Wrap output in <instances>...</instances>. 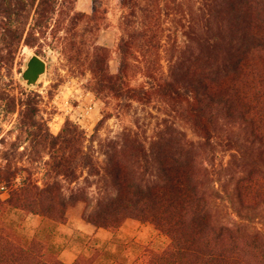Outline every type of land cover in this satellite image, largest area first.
<instances>
[{
	"label": "trees",
	"instance_id": "trees-1",
	"mask_svg": "<svg viewBox=\"0 0 264 264\" xmlns=\"http://www.w3.org/2000/svg\"><path fill=\"white\" fill-rule=\"evenodd\" d=\"M115 1L123 16L113 74L112 51L88 30L96 8L87 14L75 9L77 0H0V82L3 70L11 78L22 47L47 44L89 74L97 96L125 108L163 103L198 140L165 120L151 137L127 129L99 139L95 151L72 123L51 134L38 118L33 91L21 99L2 93L10 113L20 108V126L33 145L48 150L49 160L48 181L40 186L4 153L0 264H65L6 216L16 211L65 224L79 204L82 219L97 229L117 231L133 219L167 237V246L145 254L142 264H264V0ZM138 76L144 81L135 85ZM81 170L87 186L65 193L60 178L73 185ZM99 257L73 264H95Z\"/></svg>",
	"mask_w": 264,
	"mask_h": 264
},
{
	"label": "rangeland",
	"instance_id": "rangeland-1",
	"mask_svg": "<svg viewBox=\"0 0 264 264\" xmlns=\"http://www.w3.org/2000/svg\"><path fill=\"white\" fill-rule=\"evenodd\" d=\"M74 7L87 14H92L94 8L98 11L96 21L88 30L95 31L94 37L99 45L112 51L109 67L111 73H116L119 67L117 48L122 37L123 10L115 0H77ZM35 54L46 61L47 72L32 89L26 86L22 73L30 57ZM162 66L167 70L166 62H162ZM1 75L0 98L4 96L2 93L12 92L21 99L24 98V93L33 91L39 95L38 118L46 123L51 134L59 135L68 123H72L84 132L87 140L84 146H92L95 151L100 149L99 139L112 140L127 129L139 132L143 139L151 137L165 120L175 123L190 139L198 140L190 126L175 114H170L163 103L155 101L147 106L134 103L132 107L125 108V103L97 96L89 86V74L84 76L78 72L60 51H52L47 44L38 48L22 47L11 78L5 70ZM10 79H13L12 85L9 83ZM143 81L138 76L134 84L138 85ZM19 119L20 108L17 107L16 111L10 113L6 102L0 99V167L6 165L4 153L13 154L11 164L27 170L23 175H31L43 186L48 181L45 166L49 160L48 150L33 145L29 134L20 126ZM90 139H96V142H89ZM36 149L41 150V155L35 154ZM100 159L103 158L100 156ZM228 159L229 157L226 158ZM86 179L87 172L81 170L77 183L70 185L62 178L60 181L68 194L70 189L86 187ZM1 192V198L6 199L8 190L3 189ZM89 193L92 196L95 189L89 188ZM225 205H228L226 200ZM83 211V204L69 209L65 224L16 211L8 214L6 219L21 225L23 234L28 239L36 238L52 247L65 264H73L82 256L92 257L97 252L100 257L95 264H142L145 254L162 251L169 243L167 237L159 234L152 225L133 219L127 220L120 230L93 229L94 234H91L92 232L81 228L85 224L89 225L82 219ZM225 213L229 220L231 211L225 209Z\"/></svg>",
	"mask_w": 264,
	"mask_h": 264
},
{
	"label": "water",
	"instance_id": "water-1",
	"mask_svg": "<svg viewBox=\"0 0 264 264\" xmlns=\"http://www.w3.org/2000/svg\"><path fill=\"white\" fill-rule=\"evenodd\" d=\"M47 72V63L38 55H33L30 57L26 64V68L22 73V79L26 86L30 88H35L40 81V79Z\"/></svg>",
	"mask_w": 264,
	"mask_h": 264
},
{
	"label": "crops",
	"instance_id": "crops-1",
	"mask_svg": "<svg viewBox=\"0 0 264 264\" xmlns=\"http://www.w3.org/2000/svg\"><path fill=\"white\" fill-rule=\"evenodd\" d=\"M91 226H92V225H90V224H89V225H86V224H85V225H83L81 228H82V229H85L86 232H89V233L92 232L91 234H94L93 229H97V228H95L94 226H93L94 228H92ZM91 230H92V231H91Z\"/></svg>",
	"mask_w": 264,
	"mask_h": 264
}]
</instances>
